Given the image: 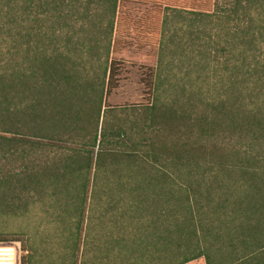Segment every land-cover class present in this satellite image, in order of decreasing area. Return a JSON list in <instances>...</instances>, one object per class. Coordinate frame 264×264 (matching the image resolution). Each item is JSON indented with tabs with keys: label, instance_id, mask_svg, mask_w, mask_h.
Masks as SVG:
<instances>
[{
	"label": "trees",
	"instance_id": "1",
	"mask_svg": "<svg viewBox=\"0 0 264 264\" xmlns=\"http://www.w3.org/2000/svg\"><path fill=\"white\" fill-rule=\"evenodd\" d=\"M101 1L111 9L108 55L112 35L114 46L128 35L116 17L119 4L128 0ZM172 1L161 7L159 27L149 28L142 38L149 47L171 18L185 22L183 14L193 16L198 38H207L209 45L211 34L217 38L213 59L206 58L198 71L196 99L202 110L194 116L184 110L180 119L195 124L211 141L228 143L227 152L212 164L210 176L197 175L194 182L185 164V184L142 166L112 172L100 167L97 158L93 164L89 154L79 159L77 153L58 155V166L0 172V214L23 216L32 205L12 202L15 181L27 182L33 190L29 191L35 198L32 208L38 205L40 219L31 226L38 241L34 253L59 249L58 264H156V250L161 248L164 256L158 260L164 264H185L200 257L210 264L207 246L221 241L228 248L224 263L264 264V0H227L223 8H217L216 0ZM44 4L0 0L1 132L16 131L14 120L20 114L31 115L30 97L36 96L38 111L46 108L59 124L71 114L76 116L77 99L86 92V81L66 67L60 51L45 47L48 35L32 14ZM106 63L101 92L105 85L107 97L117 87L118 70L113 60L109 66ZM96 140L97 135L93 147ZM25 147L0 135V158L18 149L27 156ZM218 172L224 173L222 181ZM192 185L209 188L194 190ZM212 187L218 191L217 200L212 198ZM9 241L0 235V242ZM45 255L53 264L51 255ZM26 257L29 264L36 260ZM25 263L21 257L20 264Z\"/></svg>",
	"mask_w": 264,
	"mask_h": 264
},
{
	"label": "rangeland",
	"instance_id": "2",
	"mask_svg": "<svg viewBox=\"0 0 264 264\" xmlns=\"http://www.w3.org/2000/svg\"><path fill=\"white\" fill-rule=\"evenodd\" d=\"M34 2L37 4L38 0ZM40 2L45 3L44 8L33 9L32 14L34 23L42 26L48 35L49 41L44 42L46 49L60 51L66 67L74 68L82 82L86 81V92L77 99L79 112L76 116L71 114L72 117L59 124L46 108L43 112L38 111L37 103H33L36 96L30 97L33 104L31 115L20 114L14 120L16 131H0L1 136L12 137L18 148L25 144L28 154L21 156L22 150L18 149L16 154L0 158V172L17 174L26 168L37 171L58 166V155L74 156L77 153L79 159L89 154L93 164L97 158L100 167H110L112 172L121 174L142 166L144 171L170 175L180 184H185V164H188L193 182L197 175L210 176L212 164L221 157L220 153L227 152L228 143L211 141L201 135L195 124L180 118L184 110L193 116L202 110L196 99L198 71L206 58L213 59L217 38L211 34L212 46L207 43V38L203 40L202 35L198 38L193 16L183 14L185 22L171 18L161 36L154 35V44L147 47L142 37L149 28L159 27L162 5L174 2L128 0L119 4L121 10L116 13L128 35L115 46L112 35L106 55L111 39L108 27L111 9L107 2ZM216 3L217 8H223L227 0H216ZM111 60L118 70L117 87L106 97L105 85L101 92L102 71L105 63L109 66ZM95 135L97 140L93 147ZM218 176L222 181L224 173L218 172ZM192 187L202 191L209 188ZM13 188L15 191L10 197L13 203L19 207L26 202L33 205L35 198L29 194L32 188L27 182L15 181ZM90 190L89 183L88 193ZM210 190L212 198L217 200L215 193L218 191L215 187ZM87 198L89 201L88 195ZM32 205H28L23 216L0 214V235L10 239L3 243L10 247L9 243H18L20 260L23 257L25 264L30 263H27V254L32 256V260L36 259L31 264H40V261L48 264L45 254L51 255L49 261L58 264L56 255L61 254V250L40 253L36 250L34 253L32 249L38 241L31 234V226L40 221L38 205L33 208ZM88 206L89 202L86 203V212ZM51 219L44 218V221Z\"/></svg>",
	"mask_w": 264,
	"mask_h": 264
},
{
	"label": "crops",
	"instance_id": "3",
	"mask_svg": "<svg viewBox=\"0 0 264 264\" xmlns=\"http://www.w3.org/2000/svg\"><path fill=\"white\" fill-rule=\"evenodd\" d=\"M228 248L225 246L223 242H216L211 246H207L206 254L209 257L210 264H226L224 263L225 256L227 255ZM236 253L240 252L239 246L235 249ZM157 262L156 264H164L162 260H158L160 256H164L163 249L156 250ZM185 264H207L206 260L203 257L197 258Z\"/></svg>",
	"mask_w": 264,
	"mask_h": 264
},
{
	"label": "built area",
	"instance_id": "4",
	"mask_svg": "<svg viewBox=\"0 0 264 264\" xmlns=\"http://www.w3.org/2000/svg\"><path fill=\"white\" fill-rule=\"evenodd\" d=\"M7 244L0 242V264H19L21 253L19 244L9 243L11 247Z\"/></svg>",
	"mask_w": 264,
	"mask_h": 264
}]
</instances>
